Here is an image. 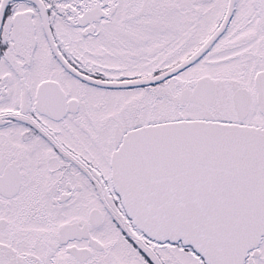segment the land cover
I'll list each match as a JSON object with an SVG mask.
<instances>
[{
	"label": "snow or ice",
	"instance_id": "1",
	"mask_svg": "<svg viewBox=\"0 0 264 264\" xmlns=\"http://www.w3.org/2000/svg\"><path fill=\"white\" fill-rule=\"evenodd\" d=\"M0 264H264V0H0Z\"/></svg>",
	"mask_w": 264,
	"mask_h": 264
}]
</instances>
